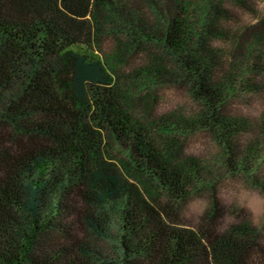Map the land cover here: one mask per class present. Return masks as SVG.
<instances>
[{
  "label": "trees",
  "instance_id": "trees-1",
  "mask_svg": "<svg viewBox=\"0 0 264 264\" xmlns=\"http://www.w3.org/2000/svg\"><path fill=\"white\" fill-rule=\"evenodd\" d=\"M110 1L0 0V264H264L243 228L177 229L164 206L122 183L107 132L172 192L190 167L172 143L159 147L96 53L98 11ZM178 1L175 16L156 21L160 39L225 139L234 123L217 108L215 32ZM113 211L122 247L107 256L92 237L106 234Z\"/></svg>",
  "mask_w": 264,
  "mask_h": 264
},
{
  "label": "rangeland",
  "instance_id": "rangeland-1",
  "mask_svg": "<svg viewBox=\"0 0 264 264\" xmlns=\"http://www.w3.org/2000/svg\"><path fill=\"white\" fill-rule=\"evenodd\" d=\"M177 2L111 0L98 11L95 50L113 67L121 95L159 147L164 151L163 142H170L189 162L188 176L178 192L168 190L160 171L138 168L130 144L107 132L109 157L122 183L164 206L173 227L223 232L239 226L264 256V0H186L197 28L206 20L215 32L207 47L217 58V108L234 123L225 139L202 118L204 105L177 74L176 54L160 39L156 21L175 16ZM108 216L106 234L92 241L110 256L122 245L117 214Z\"/></svg>",
  "mask_w": 264,
  "mask_h": 264
}]
</instances>
